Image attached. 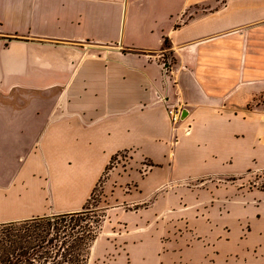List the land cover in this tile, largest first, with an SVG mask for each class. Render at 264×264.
<instances>
[{
	"label": "crops",
	"instance_id": "1",
	"mask_svg": "<svg viewBox=\"0 0 264 264\" xmlns=\"http://www.w3.org/2000/svg\"><path fill=\"white\" fill-rule=\"evenodd\" d=\"M123 152L118 202L196 238L128 243V264H264V191L209 179L264 168V0H0V223L82 210Z\"/></svg>",
	"mask_w": 264,
	"mask_h": 264
},
{
	"label": "rangeland",
	"instance_id": "2",
	"mask_svg": "<svg viewBox=\"0 0 264 264\" xmlns=\"http://www.w3.org/2000/svg\"><path fill=\"white\" fill-rule=\"evenodd\" d=\"M130 163L129 152H123L116 156V159L110 162L106 174L100 179V182L94 189L90 198V204L85 210L86 213L78 214L73 218L75 219L74 223L76 225L74 231L83 230L86 234L92 231L97 234L94 240L95 243L93 242V246L89 249L85 264H128L129 257L127 256L124 246L128 243L136 242L139 239H145L148 243L150 241V243L161 245L171 239L173 237L172 234L177 236L178 231L187 232L188 235L190 234L189 232H191V236H188V240L186 241L187 244H190L193 239H196L192 227L188 225V220L185 219L156 220L157 230H163L164 227H168L169 233L171 231L170 234H163L160 237H156L154 233L151 232L150 234L153 228L151 227V229H148V227L154 223L153 220H150L148 216L138 217L137 215V211L143 207H147L149 202H118V198L128 193L132 194L133 192L132 184L130 183L128 187L121 184V191L115 193L118 181L116 174H122V171H127ZM114 173L115 175L113 176H116V178L112 176ZM209 179H212L218 184L234 185L238 194L240 191H264V168L248 171L235 177L225 179L210 177ZM203 181L204 178L199 177L182 183L189 186L196 185L198 186L197 188H199L201 185L200 183ZM163 190V188L157 189L158 192ZM57 200L58 198L55 196L47 195L45 200L37 198L36 200L30 201L29 204L31 206H47L52 211H57L61 206L57 204ZM255 202L256 201H252L251 203L255 204ZM177 206L186 207L189 205L174 204L173 209L175 210ZM254 207L255 205L250 206L251 209ZM262 232L264 233V231ZM195 242H197V240H195ZM111 246H114L115 250H113ZM121 248H124V252L122 253L117 251Z\"/></svg>",
	"mask_w": 264,
	"mask_h": 264
},
{
	"label": "trees",
	"instance_id": "3",
	"mask_svg": "<svg viewBox=\"0 0 264 264\" xmlns=\"http://www.w3.org/2000/svg\"><path fill=\"white\" fill-rule=\"evenodd\" d=\"M90 198L80 211L0 223V264H85L97 234L74 231L73 218Z\"/></svg>",
	"mask_w": 264,
	"mask_h": 264
},
{
	"label": "built area",
	"instance_id": "4",
	"mask_svg": "<svg viewBox=\"0 0 264 264\" xmlns=\"http://www.w3.org/2000/svg\"><path fill=\"white\" fill-rule=\"evenodd\" d=\"M162 72L164 74H169L171 72V63L170 60L167 58H162V61L160 62ZM181 110L182 107L179 105H168L166 107V112L168 115V118L173 126H177L181 121ZM185 133H189V129L186 128Z\"/></svg>",
	"mask_w": 264,
	"mask_h": 264
}]
</instances>
